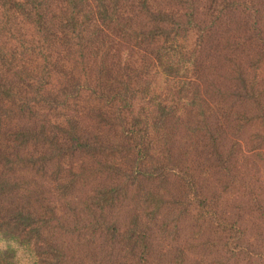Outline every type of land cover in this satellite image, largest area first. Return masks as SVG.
I'll return each mask as SVG.
<instances>
[{
  "label": "trees",
  "instance_id": "trees-1",
  "mask_svg": "<svg viewBox=\"0 0 264 264\" xmlns=\"http://www.w3.org/2000/svg\"><path fill=\"white\" fill-rule=\"evenodd\" d=\"M253 1L0 0L3 239L35 250L38 264L44 257L52 264H102L103 257L113 264L110 260L134 258L136 252L141 258L149 254L143 247L177 241L179 231L169 228L175 222L161 218L168 209L160 217L137 214V208L149 209L150 199L162 198L187 226L205 224L211 232L210 217L226 204L210 180L195 172L226 141V118L243 113L233 107L250 109L264 91L253 92L238 72L224 78L216 67L206 72L205 42L238 35L247 44L251 31L258 33L249 24L258 10ZM173 50H180L179 62ZM210 59L208 65H214L216 58ZM150 118L174 136L156 150L158 157L147 151ZM235 129L230 132L236 137ZM235 139L231 144L239 145ZM190 148L199 160L189 163ZM169 152L178 159L165 162ZM63 168L58 195L44 198L42 180L35 182ZM89 169L98 185L88 192L94 201L83 214L72 205L69 188L76 180L83 183ZM139 188L142 195L136 194ZM10 256L8 249L0 250V264H12ZM138 260L135 264H145Z\"/></svg>",
  "mask_w": 264,
  "mask_h": 264
},
{
  "label": "rangeland",
  "instance_id": "rangeland-1",
  "mask_svg": "<svg viewBox=\"0 0 264 264\" xmlns=\"http://www.w3.org/2000/svg\"><path fill=\"white\" fill-rule=\"evenodd\" d=\"M217 6L220 5L218 4ZM251 6L252 9L255 7L258 10L256 16L249 21V24L256 26L258 33L254 34L251 31V35L247 37V44H245L243 38H239L238 35H223L220 40H208L205 42V48L210 50H204V57L207 61L203 62V65L206 72L209 71V69L213 71L214 67H216L215 72L220 71L221 73L218 78H224L229 72H238L239 76L244 78L246 82H249L248 84L253 92H255V90L259 92L260 90L264 91V0H254ZM234 41L238 42L237 46L233 45ZM221 42L224 44L223 48L220 45ZM178 47L182 48L183 46L179 44ZM211 47L214 50H211ZM206 51H208L207 55ZM229 52L230 54H228ZM179 53H181L180 50H173L171 52V54L175 56V59H177L176 62L181 60V57L179 58ZM210 58H216L214 65H208V61L211 60ZM168 90L169 89L166 90L167 97L165 100L170 98ZM222 90L226 91L229 90V88L226 86V88H222ZM161 94L163 95V92H161ZM208 104L213 105V102L210 101ZM179 106L182 108L181 102ZM203 107L206 108V105ZM209 107L211 110L216 111L215 107ZM243 108L244 106L241 107L239 105L236 106V108L233 107V110L235 109L236 112L237 110H242L243 113L237 116L234 112L235 115L226 118V124H228L225 129L228 136L226 141H223V143L219 145L220 148L217 153H214L211 157L208 156L207 161L202 162L203 165H199L204 167H201L200 170L197 169V172H195L200 174L205 182L210 180L211 187L215 189V192L219 193L220 197L223 196V204H226L222 209H218L217 207L214 215L210 217L212 231L210 232L205 224L204 226L200 225L199 228L195 227L193 230L191 225L187 226L179 210L173 209L164 198L159 200L158 203H154L153 199H150L149 209L147 210V207L142 209L137 208V214L145 216L149 211V213L152 214L151 216L157 214L160 217V215L163 214L162 209L166 208L170 213L168 217L164 216L161 218L167 222L173 220L176 227L169 228H177V231L182 234L178 232L177 241L174 243L168 241L167 243H163L160 247H156V245L143 247L144 250L149 249V254L144 257L141 256L140 258V253L136 252L134 258L128 255L129 257L126 260L114 258V261L112 262V260H110V263L135 264L139 261V258L140 261L145 264H264V97L262 96L259 104L253 105L250 109L244 111ZM145 125L147 127L145 133L148 134V139L150 141L149 143L146 142L149 154L154 156L157 155V149L167 147L168 144L174 140V136L170 134L168 130H163L162 126L156 124L154 119H147ZM178 125L182 128V121H179ZM233 128H236V133L238 132L236 137L234 133H232L234 131L230 132ZM233 139L237 140L239 145L231 144L232 141L230 140ZM219 140L221 141L222 139L219 138ZM172 147L174 150L177 146L173 145ZM189 153L188 158L185 159L187 162L190 163L194 160H199V157H196L192 153L191 148ZM158 156L159 154L157 157ZM163 156H166V154ZM217 156L220 159L219 163L214 161ZM170 157H175L172 152H169L168 157L163 160L166 162ZM175 159L178 158L175 157ZM108 164H110V161ZM90 169L88 172H84L85 175L83 176L86 180L83 183H81L82 181L80 180H76L74 185L72 184L69 188L70 194L73 195L72 205L76 206L83 214H88L83 212V208H90L94 201L90 195H87L88 192H91L93 186L96 187V185H98L96 184V180L92 179V174L89 175ZM106 170L107 173L109 172V175L115 172L111 165ZM26 171L27 169L24 168L23 172ZM118 171L130 172V168L118 169ZM65 173L66 171L63 168V171H59L58 173L55 172V174L50 172L48 177H42L35 182L39 186L41 184L40 180H42V196L44 198L58 195L61 190L58 182L61 176L62 178L65 177ZM132 173L136 174L138 177L140 176L136 171ZM20 182L24 183L22 180H20ZM53 185L58 186L59 189L52 191L55 189ZM21 186L24 187L28 185L21 184ZM170 189H172V187ZM84 190L86 192L84 194L85 196L80 195ZM144 191V189L141 190V188H139L136 194L142 195ZM31 192L32 198L33 186L31 187ZM85 197L86 200L84 201L83 198ZM32 200H34V198ZM53 201L55 200L53 199ZM138 202H140V200ZM220 204H222L221 201ZM172 213H177V216L169 219L170 216H173ZM224 218H226V220H224ZM218 224H221L220 227ZM158 229L159 237H161V235H163V231L161 230L162 227ZM226 235L228 237H226ZM208 237H214L213 239H216V241H211V246L204 247V243L208 240ZM153 238L156 239L155 235ZM0 239L4 240L1 235ZM64 240H67V238H64ZM7 242H10L12 245L16 243L11 239ZM68 242L71 244L72 241ZM65 245L66 244H63V246ZM19 246L25 249L26 253H32L39 259V255H37L35 250L33 251L31 248L27 247L24 248V245ZM68 247H71V245H68ZM8 251L11 252V263L20 264L23 257L18 258L16 256L17 249L10 246L8 247ZM83 255L84 254H80V256ZM44 258L45 259L42 260L46 261L43 262V264H52L53 261H50L51 259L49 257ZM80 258L88 260L87 257ZM101 263L105 264L104 257L101 259Z\"/></svg>",
  "mask_w": 264,
  "mask_h": 264
},
{
  "label": "clouds",
  "instance_id": "clouds-1",
  "mask_svg": "<svg viewBox=\"0 0 264 264\" xmlns=\"http://www.w3.org/2000/svg\"><path fill=\"white\" fill-rule=\"evenodd\" d=\"M15 247L17 249L16 256L23 257L20 264H38V259L32 253H26L25 249L21 248L19 245H12L10 242H6L0 239V250H7L8 247Z\"/></svg>",
  "mask_w": 264,
  "mask_h": 264
}]
</instances>
